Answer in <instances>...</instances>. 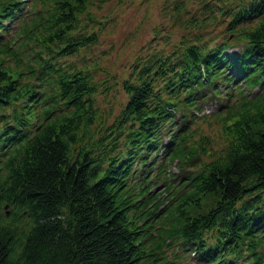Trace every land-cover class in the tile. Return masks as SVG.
<instances>
[{
	"label": "trees",
	"instance_id": "obj_1",
	"mask_svg": "<svg viewBox=\"0 0 264 264\" xmlns=\"http://www.w3.org/2000/svg\"><path fill=\"white\" fill-rule=\"evenodd\" d=\"M104 1L0 0V264H264V0L99 77Z\"/></svg>",
	"mask_w": 264,
	"mask_h": 264
},
{
	"label": "rangeland",
	"instance_id": "obj_2",
	"mask_svg": "<svg viewBox=\"0 0 264 264\" xmlns=\"http://www.w3.org/2000/svg\"><path fill=\"white\" fill-rule=\"evenodd\" d=\"M164 0H105L100 9H95L99 3L95 2L93 10L97 17L102 16L107 21L102 25L99 35V42L86 50L82 55V63L97 65L99 77L107 74L122 75L128 72L131 61L148 47L159 49L163 41L171 34L174 39L178 38L182 30L171 27L170 21L166 20L162 5ZM188 9L192 15L201 17L213 9L219 22L225 23L228 15H219L222 7L234 4V0H187ZM246 0H242L244 3ZM171 5L168 3V12L171 11ZM222 25L217 26L220 30ZM119 101L124 100L123 93H119ZM109 104H114V111H118V104L110 96L101 97L100 105L105 108ZM217 104L214 101L207 103L200 114H205L210 124L201 121H195L194 126H199V130L212 138V146L219 147L222 144L220 137L219 124L212 115L217 110ZM199 114V115H200ZM175 170V169H174ZM160 184H158L159 186ZM161 186V185H160ZM159 186V187H160ZM161 188V187H160ZM189 264H194L193 256L187 257Z\"/></svg>",
	"mask_w": 264,
	"mask_h": 264
},
{
	"label": "water",
	"instance_id": "obj_3",
	"mask_svg": "<svg viewBox=\"0 0 264 264\" xmlns=\"http://www.w3.org/2000/svg\"><path fill=\"white\" fill-rule=\"evenodd\" d=\"M7 206L5 205V208H6ZM8 213V211H6V214Z\"/></svg>",
	"mask_w": 264,
	"mask_h": 264
}]
</instances>
